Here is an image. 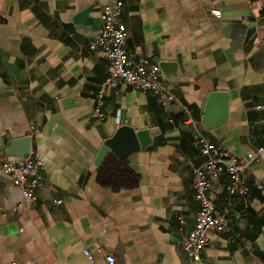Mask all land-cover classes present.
<instances>
[{"label": "crops", "instance_id": "obj_1", "mask_svg": "<svg viewBox=\"0 0 264 264\" xmlns=\"http://www.w3.org/2000/svg\"><path fill=\"white\" fill-rule=\"evenodd\" d=\"M113 1L0 0V165L18 160L7 148L26 136L44 162L38 200L18 209L20 190L0 170V264H109L107 255L115 264H190L183 240L196 224L193 170L204 157L189 119L212 143L255 158L249 191L231 206L228 175L213 185L228 226L211 234L204 258L264 264V110L256 109L264 105V0H123L127 51L151 64L177 62L181 77L167 82L182 105L122 85L106 89V118L97 121L90 104L111 62L90 43ZM213 92L228 94L222 123L219 107L207 119ZM123 125L150 130L153 142L125 159L109 153L137 177L134 187L114 190L99 182L96 159Z\"/></svg>", "mask_w": 264, "mask_h": 264}, {"label": "built area", "instance_id": "obj_2", "mask_svg": "<svg viewBox=\"0 0 264 264\" xmlns=\"http://www.w3.org/2000/svg\"><path fill=\"white\" fill-rule=\"evenodd\" d=\"M124 11L123 0H114L112 4L104 7L101 14L102 27L94 36L90 43L92 51H101L111 62L109 78L103 84L101 93L91 101V117L97 121L106 118L104 111V93L107 88L119 90L122 85L130 86L135 91H142L160 98L163 105L181 104L178 96L170 89L167 80L163 77L160 65L151 64L148 59L140 58L134 60L127 51L128 31L122 21ZM212 13L221 17L218 10ZM261 43L259 37L253 40L254 45ZM257 110H264V105L256 106ZM186 125H190L196 132V138L200 144L201 154L204 162L201 166L194 168L195 178V199L199 204L195 227L183 240L184 250L190 264H209L203 256L205 248L208 246L212 233H220L228 226V211L218 210L217 197L213 190V185L218 182L224 174L229 177L226 190L229 194V206L233 204L235 196H245L249 191L245 175L251 163L255 160H242L222 148L220 145L212 143L204 132L200 129L196 120L189 119ZM34 132L39 133V130ZM264 151V145L260 148ZM0 170L4 174L11 176L15 186L20 190L21 202L18 208H23L28 204L38 200V189L44 177V162L38 154H30L27 158L18 160H3ZM257 188L261 184L256 183ZM62 200H56V204H61ZM90 259L93 255L84 250ZM109 264H115L113 256H106ZM9 264H17L11 262Z\"/></svg>", "mask_w": 264, "mask_h": 264}, {"label": "water", "instance_id": "obj_3", "mask_svg": "<svg viewBox=\"0 0 264 264\" xmlns=\"http://www.w3.org/2000/svg\"><path fill=\"white\" fill-rule=\"evenodd\" d=\"M94 6L81 10L74 17V22L77 25L85 23L88 19L91 10ZM254 29H251L248 34V39L251 37ZM160 68L163 77L172 83H177L181 77V71L178 63L173 61L161 62ZM228 94L224 92H213L208 97L206 115L207 119L212 117L215 108L220 109V122L222 123L227 116V102ZM219 122V123H220ZM210 127V126H209ZM153 142L150 130H136L132 126L123 125L116 130L112 137L105 140L101 146L97 159L96 165L101 167L105 157L112 153L115 156L125 159L132 154L145 150ZM32 139L29 136L23 138H17L12 140L10 146L7 148V154L18 159L27 158L31 153Z\"/></svg>", "mask_w": 264, "mask_h": 264}, {"label": "trees", "instance_id": "obj_4", "mask_svg": "<svg viewBox=\"0 0 264 264\" xmlns=\"http://www.w3.org/2000/svg\"><path fill=\"white\" fill-rule=\"evenodd\" d=\"M99 182L114 190L134 187L137 184V177L124 160L108 154L98 173Z\"/></svg>", "mask_w": 264, "mask_h": 264}]
</instances>
